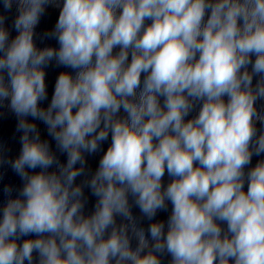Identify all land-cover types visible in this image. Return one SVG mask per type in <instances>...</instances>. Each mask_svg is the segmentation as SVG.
<instances>
[{
    "label": "clouds",
    "instance_id": "1",
    "mask_svg": "<svg viewBox=\"0 0 264 264\" xmlns=\"http://www.w3.org/2000/svg\"><path fill=\"white\" fill-rule=\"evenodd\" d=\"M258 101L264 0H0V264H264Z\"/></svg>",
    "mask_w": 264,
    "mask_h": 264
},
{
    "label": "water",
    "instance_id": "2",
    "mask_svg": "<svg viewBox=\"0 0 264 264\" xmlns=\"http://www.w3.org/2000/svg\"><path fill=\"white\" fill-rule=\"evenodd\" d=\"M58 11H59L58 9L48 8L46 14L41 18V22L39 26L37 27L36 32L39 34H42L45 31L51 30L58 18ZM13 35H15V33H13ZM35 42L38 47H44V46H57L58 47V43L55 40H48L44 42L36 40ZM118 51H119L118 48L114 49V54ZM60 71H72V70L64 69V68H57L54 65L46 69V83L48 85L49 100L44 102V106H46L47 103L51 99V95L54 89L55 79ZM254 83H255V80H254ZM256 106L258 109L264 110V101H258ZM0 111L5 113V115L0 116V141L5 142L10 147L11 149L10 154L11 156L14 157L19 153V149H20L19 136L21 135V133H18L15 130L17 119L14 114L8 111L7 108L0 109ZM197 113H198V109L190 113V116L188 118L194 117L195 115H197ZM121 115H124L123 112H121ZM35 123H37L41 131L42 138H46L50 140L51 138L47 136L45 125L40 121H35ZM256 127L258 130H260L262 126L259 122H257ZM109 143H110V138H109V141L105 142V144L103 145L104 150L107 149ZM52 147L53 149H55L54 141L52 142ZM102 155H103V152H100L94 156L88 157L89 165L93 171L98 166L99 159ZM260 159H264V154H262L261 156H254L252 159V165H250L249 167L254 166L257 163V161ZM61 160L66 162V156H61ZM162 179H163V184L165 186H167V184L171 181V177L167 175V172H165V176ZM77 182H79V178H77ZM4 184H12L16 187H19L21 185V181L11 171V169L6 170V175L4 176L3 181H0V205H2L4 202V196L2 193V188ZM86 193H87V190H86ZM93 203H94V198H91L88 206L85 209L86 214L92 211ZM170 212H171V204L169 203L168 212L158 213L156 219L166 221ZM133 214L139 217L140 216L139 209L134 207ZM148 223L149 222L145 220L142 226L146 228ZM169 260H170V257H167L164 261V264H168Z\"/></svg>",
    "mask_w": 264,
    "mask_h": 264
}]
</instances>
